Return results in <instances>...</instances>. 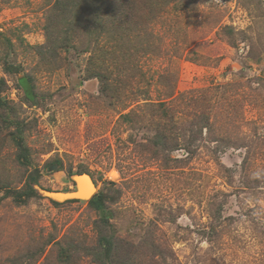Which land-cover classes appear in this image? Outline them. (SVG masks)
<instances>
[{
    "label": "rangeland",
    "instance_id": "374dc122",
    "mask_svg": "<svg viewBox=\"0 0 264 264\" xmlns=\"http://www.w3.org/2000/svg\"><path fill=\"white\" fill-rule=\"evenodd\" d=\"M56 1L0 0V264H264V0H120L114 40ZM174 98L208 127L159 148ZM82 172L104 211L49 198Z\"/></svg>",
    "mask_w": 264,
    "mask_h": 264
},
{
    "label": "trees",
    "instance_id": "16d2710c",
    "mask_svg": "<svg viewBox=\"0 0 264 264\" xmlns=\"http://www.w3.org/2000/svg\"><path fill=\"white\" fill-rule=\"evenodd\" d=\"M85 2V6H84V10L82 15H80L78 17V23L80 24L79 28H83L85 27V25H82V21L85 19V12H87L88 9H93L94 11L92 12L93 14H96L95 16L97 17V23L99 24V29H96L97 32H99L101 35L104 34V32H107L108 37H111L113 40L116 37L115 34V28L118 27V25L121 23L123 26L126 25V19H123V16H126V12L127 9L124 11V3L122 4V2L120 0H114V1H106V0H84ZM61 3V4H60ZM67 5L65 1L58 0L56 1L55 7L53 8L55 10V12L57 13V17H63L64 14L67 12L65 11L67 8ZM65 19H63V23H64ZM68 21V19H66V22ZM69 24V28L72 29L74 27V25L76 23H68ZM122 30H125L124 28ZM101 56H104L110 60H112L111 57V49H109V47L107 46H103L101 49ZM121 57V56H120ZM91 64L92 62V58H91ZM107 60L103 61V63L105 64ZM90 63V62H89ZM97 78H99L101 80V83L104 80V77L102 75L97 76ZM0 84H4V81H0ZM175 100L172 99L168 102H159V103H155L154 107V112H156V116L160 117L159 119V126L161 128V135H163V141L160 142L159 144H157V146L159 145L160 147H163L166 145V139H170V135L171 134H166L167 132H171L173 129H176V131H181L180 129H183V127H181V125L185 122L183 120H181L180 118L176 117V114L173 112V109L171 106H169V103L173 102ZM0 111H1V116L0 118H4L6 119L7 122H9L11 125H16L18 127L17 132L14 133L16 134V138H20L22 139L23 137V132L26 129V126L24 123H22L21 121H19L18 118H16L14 116L15 113L13 106L9 105L7 102H4L0 99ZM123 120L128 121V119H130L129 114L127 115H123L122 116ZM204 120H207V117L203 116ZM192 126H194V124H190ZM207 126H203L204 128H207ZM203 129H198L196 131H194L195 129H193V127H185L183 129V133H180L177 135L178 140H179V136H187L189 134V136L191 137V139H197ZM16 145L18 146V149L20 151H22L24 153L25 159H27V154L30 151V149L27 146H23V143L20 142H15ZM84 173H88V172H82L81 174ZM89 174V173H88ZM74 202H79L78 200H75ZM54 204H57L55 202H53ZM88 204L90 206H92L95 210L98 211H104L105 209V201L104 198L100 195V194H95L94 197L88 202ZM102 252L104 251V249L101 247ZM118 250V245L113 246V249L109 248V251L107 252L110 253L108 256H110L109 261L112 262V259L114 257V254L116 253V251ZM92 256L95 258V260L97 262H99L100 264H106L104 260H102L100 253L96 252L95 253H91Z\"/></svg>",
    "mask_w": 264,
    "mask_h": 264
},
{
    "label": "water",
    "instance_id": "95a60500",
    "mask_svg": "<svg viewBox=\"0 0 264 264\" xmlns=\"http://www.w3.org/2000/svg\"><path fill=\"white\" fill-rule=\"evenodd\" d=\"M74 183L77 187V191L74 193H50L49 198L58 203H64L67 201H90L95 195L96 184L91 174L84 173L73 177ZM83 184L87 185V189L82 190Z\"/></svg>",
    "mask_w": 264,
    "mask_h": 264
},
{
    "label": "bare ground",
    "instance_id": "6f19581e",
    "mask_svg": "<svg viewBox=\"0 0 264 264\" xmlns=\"http://www.w3.org/2000/svg\"><path fill=\"white\" fill-rule=\"evenodd\" d=\"M85 189H87V185L86 184H83L82 190H85Z\"/></svg>",
    "mask_w": 264,
    "mask_h": 264
}]
</instances>
